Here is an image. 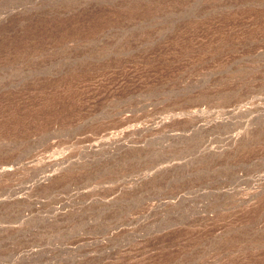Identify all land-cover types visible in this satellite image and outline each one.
<instances>
[{"label":"rangeland","instance_id":"obj_1","mask_svg":"<svg viewBox=\"0 0 264 264\" xmlns=\"http://www.w3.org/2000/svg\"><path fill=\"white\" fill-rule=\"evenodd\" d=\"M0 264H264V0H0Z\"/></svg>","mask_w":264,"mask_h":264},{"label":"bare ground","instance_id":"obj_2","mask_svg":"<svg viewBox=\"0 0 264 264\" xmlns=\"http://www.w3.org/2000/svg\"><path fill=\"white\" fill-rule=\"evenodd\" d=\"M48 176H49V175H48ZM48 176H47V177H48Z\"/></svg>","mask_w":264,"mask_h":264}]
</instances>
